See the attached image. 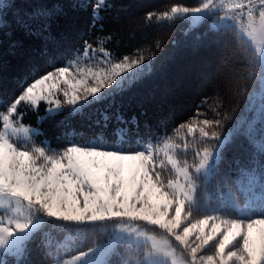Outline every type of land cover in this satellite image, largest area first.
<instances>
[{
  "label": "snow or ice",
  "instance_id": "6c2138e0",
  "mask_svg": "<svg viewBox=\"0 0 264 264\" xmlns=\"http://www.w3.org/2000/svg\"><path fill=\"white\" fill-rule=\"evenodd\" d=\"M112 8L109 0H95L93 24ZM52 15L38 9L29 19L45 21L46 31ZM153 17L157 23L186 24L185 35L208 22L195 40L217 48L219 70L206 73L205 82L219 96L246 69L253 84L251 93L245 89L251 119H239L222 133L229 116L217 103L212 111L219 118L209 119L197 107L174 129L175 136L144 140L127 127L135 117L125 121L117 110L116 121L125 127L114 131L112 141L71 132L53 147L46 139L36 142L39 130L23 122L22 105L37 113L42 102L47 105L38 123L64 111L83 115L105 101L111 107L154 74L157 54L137 50L116 59L104 47L111 37L97 38L96 47L85 41L64 66L39 75L33 69L18 95L0 98V264H34V248L44 264H264V99L255 106L257 90L264 91V0L172 4L161 13L148 12L145 21ZM17 23L37 34L23 17ZM3 27L6 19H0ZM237 60L245 63L229 71ZM207 104V97L200 101ZM101 116L107 127V111ZM181 129L193 136L198 131V140L189 144ZM241 136L247 162L235 158L236 178L217 182L226 151ZM178 152H191L192 162L178 159ZM166 170L174 174L163 175ZM69 252L74 254L66 258Z\"/></svg>",
  "mask_w": 264,
  "mask_h": 264
},
{
  "label": "trees",
  "instance_id": "16d2710c",
  "mask_svg": "<svg viewBox=\"0 0 264 264\" xmlns=\"http://www.w3.org/2000/svg\"><path fill=\"white\" fill-rule=\"evenodd\" d=\"M94 2L95 0H0V9L6 7L0 19L7 20V27L0 28V98L11 99L18 95L21 90L20 82L25 77L30 81L33 69L39 75L53 67L64 66L66 61L75 58L77 50L83 49L85 41L96 47L97 38L111 37L104 47L116 59L123 55L133 57L137 50L144 51L146 55L148 52L157 54L158 68L154 74L123 96H118L116 104L111 107L105 101L86 109L83 115L69 116L64 111L38 123L37 115L46 111V104H40L38 113L22 105L27 112L24 119L40 127L39 135L34 138L37 143L46 139L53 147L62 146L64 140L58 138L71 132L89 138L103 136L112 141L115 138L114 131L118 127H125L116 121L117 110L125 121H131L135 117L136 123H129L127 127L131 133L138 134L144 140H154L155 137L164 135L175 136L174 129L193 117L197 107L207 118H219L212 111L217 103L218 111L229 116L219 129L222 133L232 129L239 119H251V113L246 111V95L253 91V84L245 77L246 69L240 68L234 84L219 96L217 92L220 90L205 82L206 73L212 70L215 76L219 70L217 48L195 40L196 32L205 31L208 22L185 35L187 25L180 21L172 24L157 23L155 17L150 23L145 21L148 12L161 13L169 10L172 4L196 6L197 0H109L114 8L102 10L104 19L95 25L92 19ZM38 9L53 12L47 20L46 31L43 29L45 21L29 19L30 14ZM21 17L31 24L37 34L29 33L17 23V19ZM157 41L162 45L159 50L156 48ZM243 63V60H237L229 71H235L236 66ZM206 97L208 104L200 105V101ZM102 111H107L110 117L107 127L103 126ZM98 120L101 121L100 124L95 123ZM180 131L189 144L199 138L198 131L194 136L188 134L186 129ZM177 140L179 139L175 141ZM196 146L202 148L204 145L197 143ZM247 148V141L242 136L229 146L215 178L217 182L225 176L229 180L236 178L238 166L233 161L239 158L241 164L246 163ZM212 191L211 187L207 189L209 194ZM31 259L34 264H44L43 256L35 248Z\"/></svg>",
  "mask_w": 264,
  "mask_h": 264
},
{
  "label": "rangeland",
  "instance_id": "374dc122",
  "mask_svg": "<svg viewBox=\"0 0 264 264\" xmlns=\"http://www.w3.org/2000/svg\"><path fill=\"white\" fill-rule=\"evenodd\" d=\"M199 2H200V0H197V4H196V6H198V4H199ZM97 56H99L98 54H96ZM87 63L88 62H84V61H82V66H86L87 65ZM61 87H63V85L61 86ZM61 98H62V96H61ZM262 99H264V91H262L261 93L259 92V91H257V93H256V98H255V106L258 108L259 106H260V103H261V100ZM43 103V102H42ZM46 107H47V105H46ZM26 112V111H25ZM26 114H27V112H26ZM45 114V112L43 113V114H41V115H44ZM25 117V116H24ZM23 122L25 123V124H28V125H31L33 128H37L38 130H39V125H37V124H33V123H30V122H28V121H26L25 119L23 120ZM35 138V137H34ZM177 144H181L182 143V141H179V140H177V141H175ZM177 158L178 159H180V160H185V159H187L188 161H189V163H191L192 162V160H193V154L191 153V152H189L187 155H185V154H183V153H179L178 152V154H177ZM168 173L171 175V173H170V170H166V171H164V173H163V175H165V176H168ZM72 254H74V253H69V254H67V256H66V258H70V256L72 255Z\"/></svg>",
  "mask_w": 264,
  "mask_h": 264
}]
</instances>
